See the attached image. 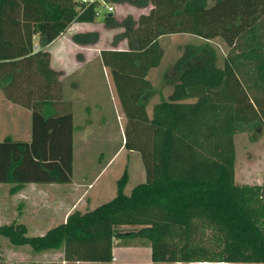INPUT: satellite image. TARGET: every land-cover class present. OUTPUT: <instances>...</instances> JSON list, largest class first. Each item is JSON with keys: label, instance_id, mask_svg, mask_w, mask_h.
Instances as JSON below:
<instances>
[{"label": "trees", "instance_id": "obj_1", "mask_svg": "<svg viewBox=\"0 0 264 264\" xmlns=\"http://www.w3.org/2000/svg\"><path fill=\"white\" fill-rule=\"evenodd\" d=\"M65 1L0 0V92L30 116L28 140H0L9 193L71 179V102L46 46L70 21L93 22L97 5ZM103 1L145 9L119 22L102 14L105 25L122 28L114 41L125 47L98 51L126 119L123 146L139 153L144 179L125 194L123 171L107 201L69 212L40 235L11 221L0 236L35 252L59 250L62 264H111L114 240L147 243L151 264H264V183L233 180V136L264 128V0ZM181 33L217 37L227 50L218 59L206 43L184 45L155 88L147 74L160 63L159 38ZM96 38L71 35L79 44Z\"/></svg>", "mask_w": 264, "mask_h": 264}, {"label": "rangeland", "instance_id": "obj_2", "mask_svg": "<svg viewBox=\"0 0 264 264\" xmlns=\"http://www.w3.org/2000/svg\"><path fill=\"white\" fill-rule=\"evenodd\" d=\"M213 1L206 0L207 3ZM65 2L67 5L65 8L70 6L71 0ZM108 3L112 5L111 14L118 22L126 16L136 18L139 13L145 12L144 8L134 7L128 3ZM75 9L77 10L78 7L76 6ZM98 9L101 10L100 4ZM68 27L70 29L63 33L64 39L71 40V35L76 32H95L97 35L93 43L74 42L77 45V60L74 61V64H68L71 70L68 74L65 72L67 75L63 78L66 83L69 80L75 82L77 102L76 106L71 108L73 112L71 176L76 183L77 209L83 211L113 197L116 181L123 171L126 173V182L123 186L125 194H128L135 184L142 182L144 175L139 153L135 150H127L123 146L126 119L119 106L109 69L98 61V51L101 48L121 49L125 47L123 39L114 41V37L122 31V28L117 25H105L101 15L95 16L93 22L88 24L70 21ZM159 42L163 51L160 63L148 74L151 85L155 88L160 85L164 70L180 54L184 45L206 43L214 49L218 59L227 50L223 41L217 37L200 39L186 33L164 35L159 38ZM168 91V87H162L161 94L165 96ZM157 99L156 92L149 98L146 106L148 114L150 105ZM12 108L23 110L17 106ZM16 112L0 110V139L4 135H9L12 138H24L21 132L24 131L25 119L22 114H17L15 117ZM28 122L29 118H27V124ZM131 140L134 141L133 136H131ZM233 144L234 182L237 184L264 183V128H250L247 131L236 133L233 136ZM49 185L53 184H37L39 188L44 187V189L27 186L23 190L26 197L22 199L10 195L8 184H0V224L16 220L15 214L21 211L23 213L20 214V219L26 224V234L40 235L41 233L34 229H39L38 227H41L43 223L39 222L41 224H38L37 227L30 224L27 213L30 215L31 210L44 215L46 219H49V223L52 221H55V224L58 223L56 222L58 220L52 219L63 210L53 208V196L56 195V191ZM19 203L21 204L19 205ZM4 210H6L5 216L2 213ZM56 211L57 216L54 214ZM45 223L46 229L54 225H48V221ZM134 241L136 240L131 243ZM131 243L130 245H132ZM126 245L129 244L121 240L113 242V255L123 258L124 261L122 263L117 261L115 264H151L147 248L144 246H134L132 249L123 248ZM60 258L59 250L50 249L35 252L28 245L15 246L0 236V264H60Z\"/></svg>", "mask_w": 264, "mask_h": 264}, {"label": "crops", "instance_id": "obj_3", "mask_svg": "<svg viewBox=\"0 0 264 264\" xmlns=\"http://www.w3.org/2000/svg\"><path fill=\"white\" fill-rule=\"evenodd\" d=\"M77 23L78 24H88L85 22H77ZM70 27H68L65 31L70 29ZM63 33L61 35H59L58 37H56L54 40H52L46 46V48L49 52V66L54 70L61 71L60 83H61V88H62V97L71 102V108H72L74 105L76 106V102H77V100L75 98L76 97V92H75L76 89H74L75 88V82H73L72 80H69L66 83L65 79H63V78L71 70V68L69 69L68 64H74L75 63L74 61L77 60L76 59V52H77L76 47H77V45L74 42H72L70 39H67V38L64 39ZM32 44L36 45V47H37V37H35V36L32 37ZM98 61L100 62L99 56H98ZM156 67H154V68H156ZM154 68H151L148 71V74ZM148 74H147V78L149 79ZM82 80L84 81V79H82ZM13 106H17L20 108V106L6 100L0 92V110H6V111L9 110L12 112L17 111L15 117H17V114H22L23 118L25 119V124H23L24 125V128H23L24 131L21 132L22 135L24 136V138H16V139L28 140L29 139V127H30L29 111L23 107H21V109H23V110H15L14 108H12ZM75 110H76V108H75ZM72 114H73V112H72ZM27 118H29L28 124H27ZM4 136H6V135H4ZM72 137H73V134H72ZM72 142H73V139H72ZM0 184H3V183H0ZM47 184H53V185H49V186H51L52 189L56 191V195L53 196V198H54V203L52 202L53 208L55 207L56 209H62L63 210L58 214V216H57V211L54 212V214H56L57 217L52 219V220H54V219L58 220L56 222L60 223V222L64 221L66 215L69 212H71L73 210H78L77 209V203H76L77 196L75 194L76 183L74 182V178L71 176V179L68 183H63V184L47 183ZM9 186H7L8 189H9ZM27 186H33L36 189H44V187L39 188L37 186V184H35V183H27V184L23 185L22 187H20L19 189H17L14 193H11L10 195L15 196L17 198L25 199L26 196L23 193V190ZM40 192H43V191H40ZM20 204L21 203H19V205ZM2 213H4V216H5L6 210L2 211ZM21 213H23V212L20 211V213L15 214V218H16V220H18L19 223H23L22 220L20 219ZM27 219L29 220L30 224H32L33 226H36V227L38 226V224H41L39 222L43 223L41 227H38L39 229H34V230H38L37 232H40L41 234L44 232V230H46V228H45V225H46L45 222L46 221H48V225L49 224H54V225L58 224V223L55 224V221H52L49 223V219H46V217L44 215H41L40 213L36 212L35 210H31L30 215L27 213ZM16 220H13V221L16 222ZM7 223H9V222H7ZM23 224L26 227V224L25 223H23ZM42 228H44V229H42ZM26 230H27V228H26ZM114 241H117V240H114ZM122 242H125V240H123ZM131 242H132V240L127 241L126 243H128L129 245H126L123 248L132 249L134 246H144L145 248H147L149 250V246L147 243H143L142 241H140V242L134 241L133 243H131ZM130 243L133 246L130 245ZM113 254L114 253H113V243H112L111 256L114 257V262H117V261L119 263L124 262L123 258L115 257ZM59 255L61 256L60 251H59ZM60 264H62L61 260H60Z\"/></svg>", "mask_w": 264, "mask_h": 264}, {"label": "built area", "instance_id": "obj_4", "mask_svg": "<svg viewBox=\"0 0 264 264\" xmlns=\"http://www.w3.org/2000/svg\"><path fill=\"white\" fill-rule=\"evenodd\" d=\"M82 3H88V2H95L97 5V8L94 11V16H99L104 13H111L112 11V5L108 2H105L103 0H79ZM100 4L101 10L98 9V5ZM34 48H37L36 45H33ZM110 263L115 264L114 257L111 256Z\"/></svg>", "mask_w": 264, "mask_h": 264}, {"label": "water", "instance_id": "obj_5", "mask_svg": "<svg viewBox=\"0 0 264 264\" xmlns=\"http://www.w3.org/2000/svg\"><path fill=\"white\" fill-rule=\"evenodd\" d=\"M112 14L111 13H107V16H111Z\"/></svg>", "mask_w": 264, "mask_h": 264}]
</instances>
